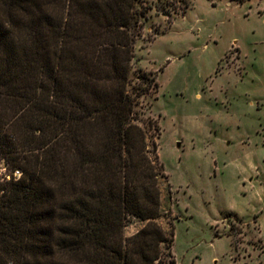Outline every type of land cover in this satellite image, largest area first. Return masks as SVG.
Instances as JSON below:
<instances>
[{
	"label": "trees",
	"instance_id": "1",
	"mask_svg": "<svg viewBox=\"0 0 264 264\" xmlns=\"http://www.w3.org/2000/svg\"><path fill=\"white\" fill-rule=\"evenodd\" d=\"M150 8L0 0V157L12 173L0 181V264H177L174 227L161 224L162 128L144 104L160 84L133 72ZM133 219L143 226L126 236Z\"/></svg>",
	"mask_w": 264,
	"mask_h": 264
},
{
	"label": "rangeland",
	"instance_id": "2",
	"mask_svg": "<svg viewBox=\"0 0 264 264\" xmlns=\"http://www.w3.org/2000/svg\"><path fill=\"white\" fill-rule=\"evenodd\" d=\"M146 2L133 72L160 84L144 104L162 128L161 224L177 264H264V0ZM10 171L0 157V181Z\"/></svg>",
	"mask_w": 264,
	"mask_h": 264
},
{
	"label": "built area",
	"instance_id": "3",
	"mask_svg": "<svg viewBox=\"0 0 264 264\" xmlns=\"http://www.w3.org/2000/svg\"><path fill=\"white\" fill-rule=\"evenodd\" d=\"M13 174H14L15 177L19 178V177L21 176L22 172H21L20 170H16V171H14ZM7 177H9V179H11V177H12V173H9V174L7 175Z\"/></svg>",
	"mask_w": 264,
	"mask_h": 264
}]
</instances>
